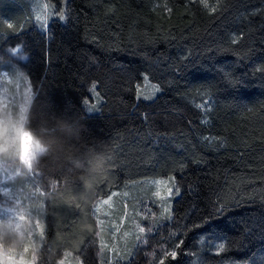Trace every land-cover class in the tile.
<instances>
[{
	"label": "trees",
	"instance_id": "trees-1",
	"mask_svg": "<svg viewBox=\"0 0 264 264\" xmlns=\"http://www.w3.org/2000/svg\"><path fill=\"white\" fill-rule=\"evenodd\" d=\"M35 1L0 0V73L19 47L32 87L24 127L43 146L30 170L19 157L13 180L0 173L1 187L33 179L34 226L17 258L60 264L70 250L85 264H264V0H205L215 12L200 0H49L65 19L50 16L47 29ZM145 75L159 87L152 99L138 98ZM65 122L71 163L53 147ZM171 175V218L146 220L124 256L101 259L97 201ZM221 204L233 210L217 217Z\"/></svg>",
	"mask_w": 264,
	"mask_h": 264
},
{
	"label": "rangeland",
	"instance_id": "rangeland-1",
	"mask_svg": "<svg viewBox=\"0 0 264 264\" xmlns=\"http://www.w3.org/2000/svg\"><path fill=\"white\" fill-rule=\"evenodd\" d=\"M34 7L36 16H48L49 18L52 15L59 17L63 10V5L51 3L49 0H36ZM13 57L9 70L0 73V173L4 178L11 173L12 167L17 164L19 157L24 166L30 170L32 158L43 148L42 144L34 139L24 127V117L32 95V87L26 72L23 70L26 76L20 74L19 69L21 67L17 64V61L18 59L24 60L27 56L22 55L19 51H13ZM138 86L140 92L150 93L152 86L158 85L145 75ZM5 111L9 113L7 118L4 116ZM25 134H30L31 139L27 140ZM7 154H11L12 158L9 159ZM173 177L175 178L173 175L150 177L132 182L129 185L116 188L109 196L97 201L94 213L98 221H104L103 225L98 222L99 255L101 259H104L107 255L110 259L124 256V252L129 251L134 240H138L136 225H140L146 231L144 222L146 220L155 221L160 217L163 212L162 204L165 207L170 204V209L172 208V200L176 195H173L167 202L158 199L154 196L156 186L152 182L166 181L167 185L161 186L163 192L166 187L172 186L170 178ZM1 189L4 197L0 200V229L4 225L16 230H20L29 224L34 226V221L28 218L26 202L20 197L19 190L17 192L11 191L3 185ZM173 192L175 193V188H173ZM110 197V207L103 205L102 202L109 200ZM98 206L100 207L99 213L96 210ZM125 213H127L126 217ZM122 218L123 223L121 225ZM117 225H120L119 230L115 227ZM24 231L26 232L25 228ZM125 233H127L126 236ZM27 237L29 236L27 235ZM17 249L16 246L6 247L3 243H0V260L4 259L6 251H11L16 254L14 259L17 260L11 263L31 264L32 261L29 258L28 251L19 253L17 258ZM60 262H63V264H85L80 255L70 250L64 251Z\"/></svg>",
	"mask_w": 264,
	"mask_h": 264
},
{
	"label": "snow or ice",
	"instance_id": "snow-or-ice-1",
	"mask_svg": "<svg viewBox=\"0 0 264 264\" xmlns=\"http://www.w3.org/2000/svg\"><path fill=\"white\" fill-rule=\"evenodd\" d=\"M200 2H203L204 7L209 8V10L212 12H215L217 10L216 6H209L205 2V0H200ZM45 7H47V5H45ZM168 11H171V10L169 9ZM48 19H49L48 16H40V15L36 16V20H37V22L40 23V26L42 27V29H47ZM59 19L60 20L65 19L64 13H60ZM12 27H13V25H11V24L8 25V28H12ZM235 39L236 38H234V42H235ZM13 51H19V47L16 49H13ZM137 88H138V98H139V96L143 95L145 99H152L155 92L159 91L158 86H152V91L150 93L140 92L139 86H137ZM92 91L95 92V85L92 86ZM97 98H99L98 94H97ZM84 104L86 105L87 110L89 112H92L95 110V105L89 104L88 101H84ZM197 107L204 109L205 111H208L206 106L203 104L197 105ZM204 122L207 123V121H204ZM25 135H26L27 140L31 139L30 134H25ZM206 139H208V138H206ZM170 179L172 180V186L166 187V190L163 192L161 191V186L167 185L166 181H153L152 182V184L154 186H156V191L154 192V196L157 197L158 199L162 200V201H165V202H167L173 195H179V187L175 184V178L173 177ZM173 188H175V193L173 192ZM113 195H115V193H113ZM110 200H111V197L109 198V200L103 201L102 202L103 205H108L110 207ZM234 206L238 207L241 205L235 204ZM161 207L163 208V212L161 213V216L163 217L165 214H167L168 218L170 219L171 218L170 204L167 207H165L162 204ZM96 210L99 213L100 207L98 206ZM229 210H233V207H229V206L224 205V204L219 205V207L217 208V217L223 216L226 213V211H229ZM126 215H127V213H125V217H126ZM98 222L101 225H103V223H104L103 220H99ZM122 223H123V218L121 220V225H122ZM37 226H38V229L40 230V232L42 234V232H43L42 226H40L39 223ZM201 226L202 225H197V227H201ZM115 227L117 230H119L120 225H117ZM136 228H137L136 236H137V239L139 240L141 238V235L145 232V229L143 227H141L140 225H136ZM126 235H127V233H125V236ZM201 242H203L202 238H201ZM176 247H179V245H176ZM216 248H217V254H219V252L225 251V245L223 243L216 245ZM15 255L16 254L14 252L6 251L4 253V260L2 262H0V264H11L12 261H17L14 259ZM169 256L174 259L177 256V252L172 251L170 253H165V257H169ZM20 260H21V258H20ZM61 264H63V262H61ZM160 264H163V261H161Z\"/></svg>",
	"mask_w": 264,
	"mask_h": 264
},
{
	"label": "clouds",
	"instance_id": "clouds-1",
	"mask_svg": "<svg viewBox=\"0 0 264 264\" xmlns=\"http://www.w3.org/2000/svg\"><path fill=\"white\" fill-rule=\"evenodd\" d=\"M19 70L20 74L22 73L24 76H26L22 69ZM8 115L9 113L5 111V118H7ZM61 130L65 135L54 137L53 147L58 150H64L67 154L66 158H68V162L71 163V157H74L76 155L77 149L74 145L70 143L69 137L75 136V129L72 125L65 122L61 125ZM7 155L9 159L12 158L11 154ZM98 155H103V153H98ZM107 162L108 161L105 160V164H107ZM16 174L20 175L22 173L18 170ZM26 227L27 225L24 226V228ZM24 228L16 230L9 228L8 225H4L3 228L0 229V243H3L6 247L15 244L16 247L21 248L24 245L27 236V233L24 231Z\"/></svg>",
	"mask_w": 264,
	"mask_h": 264
},
{
	"label": "crops",
	"instance_id": "crops-1",
	"mask_svg": "<svg viewBox=\"0 0 264 264\" xmlns=\"http://www.w3.org/2000/svg\"><path fill=\"white\" fill-rule=\"evenodd\" d=\"M30 133V132H29ZM39 142V141H38ZM40 143V142H39ZM43 149V148H42ZM14 174L9 175L8 177L6 176L5 180H13ZM33 182V179L31 178V176L29 178L24 179L21 183H19L18 181H12L10 184H7L6 187H8V189H10L11 191H18L20 192V197L22 198V200H25L26 202V210L28 209H34L33 205L35 204L34 201V196L32 195V193H30V189H28V186L30 187ZM34 190V189H32ZM27 192V193H25ZM33 196V197H32ZM31 200V205H28V202H30ZM36 205L38 206V202L36 203Z\"/></svg>",
	"mask_w": 264,
	"mask_h": 264
}]
</instances>
